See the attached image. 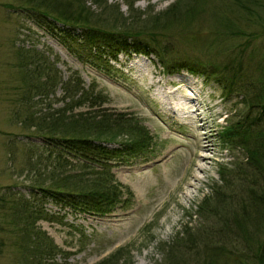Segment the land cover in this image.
Segmentation results:
<instances>
[{"label": "rangeland", "instance_id": "obj_1", "mask_svg": "<svg viewBox=\"0 0 264 264\" xmlns=\"http://www.w3.org/2000/svg\"><path fill=\"white\" fill-rule=\"evenodd\" d=\"M133 1L139 10L161 12L176 0ZM192 1L199 4L186 25L194 33L189 42L182 40L186 30L181 26L161 31L180 51L193 52L195 58L188 59L192 66H205L217 74L214 68L226 69L231 62L241 67L242 85L238 78L231 82L223 74V90L211 76L167 74L153 55L134 49L109 59V73L98 70L77 59L79 32L69 33L52 20L39 23L20 15L14 0H0V196L11 188L38 210L44 209L47 216L37 221L36 228L62 252L48 262L29 257L33 250L18 234L21 223L0 210L4 230L0 264H98L112 256L107 264H264V136L255 138L264 133V20L257 22L229 5L228 17L246 35L216 42L219 34L212 29L209 14L223 9L224 0ZM260 1L263 11L259 6L255 11L263 17L264 0ZM117 3L127 14L124 1ZM6 4L14 8H5ZM19 51L49 58L63 79L73 74L81 77L84 87L94 84L106 95L105 108L132 115L149 131L153 138L149 151L112 162L111 174L129 190L121 198L126 199L124 205L98 216L62 208L38 191L34 196L35 171L44 178L49 168L39 159V154L47 155L46 141L29 127L28 119L44 112L53 98L36 97L18 106L22 90L16 88L22 85L17 67L13 68ZM55 95L61 96L59 88ZM182 96L196 99L186 105L188 109L179 104L187 118L180 120L168 108ZM60 106L52 101L53 109ZM191 110L199 115L187 113ZM17 115L26 120L21 123ZM248 126L251 134L245 133ZM230 128L239 137L228 144L222 133ZM201 138L210 151L203 152L207 159L198 162L196 141ZM197 164L204 170L198 171ZM29 165L36 169H28ZM221 172L239 180L226 186ZM44 185L48 187L47 182Z\"/></svg>", "mask_w": 264, "mask_h": 264}, {"label": "trees", "instance_id": "obj_2", "mask_svg": "<svg viewBox=\"0 0 264 264\" xmlns=\"http://www.w3.org/2000/svg\"><path fill=\"white\" fill-rule=\"evenodd\" d=\"M123 1L127 6V14L121 11L117 0H14V6L20 15L36 19L39 23L52 20L67 27L69 33L79 32L77 36L81 39L78 41L76 57L80 62L88 63L98 70L105 69L109 73V59L115 60L119 52L134 49L146 56L153 55L167 74L187 71L207 79L211 76L215 83L219 82L222 90L225 86L221 76L223 74L231 82L233 78H238L242 85L241 67L236 68L233 62L226 69L213 67L217 74L209 72V68L205 66H192L188 59L195 58L193 52L180 51L169 41V34L161 31L160 28L181 26L182 30H186L181 33L182 40L189 42L194 33H189L186 25L191 24L198 7L196 4L199 2L176 0L164 11L156 12L139 10L134 7L133 0ZM227 1H220L223 9H216L209 14L212 29L216 28L214 31L219 34L216 42L219 39L232 40L246 35L238 23L228 17L229 5L234 6L232 10L240 9L257 22L264 20V15L262 17V14L255 11L258 6L263 11L260 0ZM252 6H256L254 10ZM4 7L14 8L10 4ZM40 55L19 51L18 65L13 68L17 67L22 85L16 88L18 91L22 90L19 107L21 103L24 105L32 98H53L49 100L51 103L44 112L32 113L28 119L29 127H34L37 135L46 141L44 151L47 155L42 157L39 154V159L49 168L44 178L41 172L35 171L31 186L32 190H36L34 196L38 191L44 198L61 204L62 208L70 207L83 214H109L118 204L124 205L126 199L122 202L121 198L129 193L128 188L120 185L111 174L112 162L146 153L153 144V138L137 118L105 108L106 95L94 84L84 87L81 77L73 74L63 79L54 64L49 62V58L45 59ZM58 88L61 91L60 97L55 95ZM227 96L229 98L230 94ZM262 97L261 94L259 99ZM52 101L60 103L61 106L53 109ZM242 103L246 107L250 105V102ZM78 109L82 111L75 112ZM16 118L21 123L26 120H21L20 115ZM252 125L256 127L254 122ZM234 129L238 130V127ZM234 129H226L222 133L223 140L228 144L239 137L235 135ZM249 129L250 126L246 127L245 133L251 134ZM260 136L263 137L264 133L255 138ZM111 145L112 148L108 147ZM28 169L34 170L36 167L33 169L29 165ZM220 180L228 186L239 179L235 174L224 175L221 172ZM44 182L48 183V187ZM0 210L5 212V216H10L13 222L16 220L21 223H17L18 234L27 239L33 250L29 257L48 262L62 253L46 233L36 228L37 221L44 220L47 216L44 209L38 210L29 199L9 188L0 196ZM0 224H3L1 220ZM0 231L4 232L1 227ZM109 259L98 264H107Z\"/></svg>", "mask_w": 264, "mask_h": 264}, {"label": "bare ground", "instance_id": "obj_3", "mask_svg": "<svg viewBox=\"0 0 264 264\" xmlns=\"http://www.w3.org/2000/svg\"><path fill=\"white\" fill-rule=\"evenodd\" d=\"M157 97H159V98H163V94H161L160 96H159V93H157ZM196 98L194 97V96H186V97H179L177 100H176V105H175V103L173 104V105H175V106H170V108H168V110L169 111H171L177 118H180V120L181 119H187L186 117H184L182 114H185V112H183V110H182V107L181 106H179V104H181V105H185L184 107H185V109H188L189 108V106H186L187 104H192V103H194V100H195ZM163 103V102H162ZM184 107H183V109H184ZM178 111H182V112H178ZM194 112V114H196V115H199L198 114V112L196 111V110H191V111H187V113H190V114H192ZM180 113V114H179ZM189 118V117H188ZM201 132H203V131H201ZM203 140H205V138H203ZM202 140V138H201V140L199 139V141L197 140L196 142H200L199 143V145H198V153L196 154V159L198 160V162L200 161V162H203V161H205L206 159H207V155H204V154H202L203 152H206V151H210L209 149V147H210V145H207V144H202V143H204V142H202L203 141ZM206 142V141H205ZM197 170L198 171H203L204 170V167H203V165L201 164H197Z\"/></svg>", "mask_w": 264, "mask_h": 264}]
</instances>
